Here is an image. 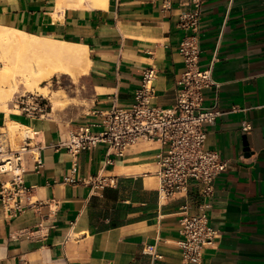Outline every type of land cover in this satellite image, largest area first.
<instances>
[{"label": "crops", "instance_id": "0c3cea01", "mask_svg": "<svg viewBox=\"0 0 264 264\" xmlns=\"http://www.w3.org/2000/svg\"><path fill=\"white\" fill-rule=\"evenodd\" d=\"M186 9L179 0L168 10L151 0H106L99 7L85 0H0V27L81 44L89 59L82 75L89 104L78 118L62 125L15 114L40 131L47 147L40 172L28 163L24 175L39 205L11 215L0 201V264H185L176 242L181 209L198 214L203 203L217 241L203 249L201 264H264V0L201 6L198 64L203 69L215 57L218 83L203 89L204 105L222 111L207 127L204 148L228 163L209 198L193 184L159 200L157 141H138L122 156L106 153L104 144L75 156L53 146L69 121L96 122L113 105H129L146 67L156 72L153 102L174 103L184 71L178 46L190 33L178 26ZM242 121L251 125L246 133ZM97 174L113 183L96 188L81 181Z\"/></svg>", "mask_w": 264, "mask_h": 264}, {"label": "built area", "instance_id": "2783aa9c", "mask_svg": "<svg viewBox=\"0 0 264 264\" xmlns=\"http://www.w3.org/2000/svg\"><path fill=\"white\" fill-rule=\"evenodd\" d=\"M151 1L159 2L162 10H168L172 5V0ZM179 2L187 9L180 14L178 26L190 33L178 46L184 71L178 81L174 103L160 107L153 102L156 72L153 67H146L129 105H113L96 122L72 124L69 121L64 136L53 145L75 156L81 150L104 144L106 153L122 156L127 147L138 141L159 142L162 146L157 171L159 200L185 193L193 184L197 193L207 199L213 194L216 177L228 166L215 151L204 148L207 127L216 122L222 111L216 105H204L203 89L217 87L218 83L212 76L215 57L203 69L198 64V28L203 0ZM11 105L30 118L48 115V103L35 93H17ZM92 127L99 129L93 132ZM250 129V123L242 121L241 131L246 133ZM45 147L40 131L31 126L17 127L13 133L5 122L0 125V201L9 214L16 215L39 205L33 199V187L25 185L24 175L28 163L33 173L40 172ZM81 181L96 188L113 183L112 178L100 174ZM207 207L208 203L200 205L198 214L189 213L186 205L181 209L180 237L176 242L180 259L185 264H201L203 249L216 244V230L208 224L204 212ZM155 256L161 257L160 254Z\"/></svg>", "mask_w": 264, "mask_h": 264}, {"label": "bare ground", "instance_id": "6f19581e", "mask_svg": "<svg viewBox=\"0 0 264 264\" xmlns=\"http://www.w3.org/2000/svg\"><path fill=\"white\" fill-rule=\"evenodd\" d=\"M85 1L91 7H99L103 6L106 0ZM19 49L63 57H58V61L51 60L44 64H38L35 60L27 61L23 57H19ZM0 61L4 63L3 67H0V109L6 108L9 111H15V106L11 107L9 103H11L13 95L19 91L20 83L26 88L25 91L39 92L42 94L41 96H45L50 91L46 86H42V83L54 73L68 76L71 80L76 81L87 73L89 64L86 47L81 44L55 41L9 27H0ZM16 75L19 76L18 79ZM51 93V111H55L56 107L60 105L59 96L63 90H53ZM9 121L13 126L8 127L6 123L5 126L11 132L14 128L24 126L17 119Z\"/></svg>", "mask_w": 264, "mask_h": 264}, {"label": "rangeland", "instance_id": "374dc122", "mask_svg": "<svg viewBox=\"0 0 264 264\" xmlns=\"http://www.w3.org/2000/svg\"><path fill=\"white\" fill-rule=\"evenodd\" d=\"M12 50V49H11ZM19 57H23L24 60H35L38 64H44L47 61L51 60H59L58 57L63 56H56L51 55L48 53L43 52H36L30 51L27 49H19L18 50ZM4 63L0 61V67H3ZM19 78L16 75V78ZM17 78V79H18ZM46 86L50 91L48 95L41 96L39 92L35 93L38 94L40 97H43V100L48 103L47 118L53 119V121H57L59 124L65 125L68 120L78 118L81 113L87 110L89 100H88V85L85 79V76H80L76 81L71 80L68 76H61L58 73H54L48 80L42 83V86ZM63 90V93L59 96L60 98V105H58L55 111H51V95L53 90ZM26 88L22 83H20L19 91L17 93L27 92L25 91ZM15 93V94H17ZM12 97V100L15 96ZM11 107V103H9ZM15 111H9L6 108L0 109L5 113V123L8 127H12L13 124L9 120L15 119L14 117L20 113V110L17 107H14ZM16 114V115H15ZM12 116V117H11ZM12 125V126H11ZM16 125V124H15ZM16 128H14L13 133H15Z\"/></svg>", "mask_w": 264, "mask_h": 264}]
</instances>
